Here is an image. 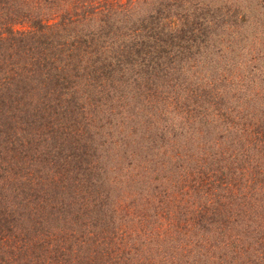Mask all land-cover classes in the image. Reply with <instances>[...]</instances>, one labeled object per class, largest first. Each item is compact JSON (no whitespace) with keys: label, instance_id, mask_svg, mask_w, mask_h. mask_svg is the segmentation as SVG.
Segmentation results:
<instances>
[{"label":"trees","instance_id":"trees-1","mask_svg":"<svg viewBox=\"0 0 264 264\" xmlns=\"http://www.w3.org/2000/svg\"><path fill=\"white\" fill-rule=\"evenodd\" d=\"M0 264H264V0H0Z\"/></svg>","mask_w":264,"mask_h":264},{"label":"rangeland","instance_id":"rangeland-1","mask_svg":"<svg viewBox=\"0 0 264 264\" xmlns=\"http://www.w3.org/2000/svg\"><path fill=\"white\" fill-rule=\"evenodd\" d=\"M20 28V27H19Z\"/></svg>","mask_w":264,"mask_h":264}]
</instances>
